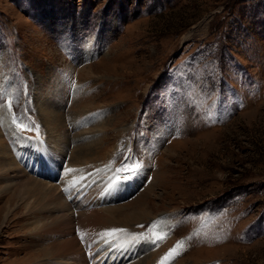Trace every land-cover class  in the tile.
<instances>
[{
	"label": "rangeland",
	"instance_id": "obj_1",
	"mask_svg": "<svg viewBox=\"0 0 264 264\" xmlns=\"http://www.w3.org/2000/svg\"><path fill=\"white\" fill-rule=\"evenodd\" d=\"M21 121L55 173L76 164L122 195L135 251L120 264H160L178 242L164 264H264V0H0V138L29 174L42 151ZM126 157L139 174L108 192ZM5 200L0 264H45Z\"/></svg>",
	"mask_w": 264,
	"mask_h": 264
},
{
	"label": "bare ground",
	"instance_id": "obj_2",
	"mask_svg": "<svg viewBox=\"0 0 264 264\" xmlns=\"http://www.w3.org/2000/svg\"><path fill=\"white\" fill-rule=\"evenodd\" d=\"M1 119L3 121V118ZM12 134L16 136L15 132ZM33 145H37L43 154L37 148H32V150L37 151V155L32 156L33 160L29 162V168H27L29 175L25 172L22 161L12 158L11 152L9 153L8 148L0 138V178L5 181L4 191L0 199L6 198L3 208L8 214L12 211L17 212L15 218H8L6 225L9 226L17 222L16 218L24 224L31 219L29 222L33 225L31 237H39V243L42 241L45 243L41 251L36 252V254L38 253L37 256H40L37 260L44 261L45 264H50L53 260L56 264H120L130 259L135 251L132 248L133 243L129 244L130 241L133 242L130 238L133 234L127 220H124L126 225L120 223L124 225L123 229L113 215L114 205L112 204L116 203L118 198L124 200L122 195L115 194L109 200L108 195L104 194V190V193H97L92 188L95 179L80 177L84 171L81 166L76 164L64 166L66 173L63 176L58 175V166L54 161L53 154L49 151L48 145L46 143L40 145L36 142ZM22 156L25 160L24 153ZM32 168L34 175L31 174ZM68 169L74 171L69 173ZM56 170L58 174L55 173ZM105 171L111 173L107 169ZM12 172L15 174L9 176ZM111 175L113 176L112 179L116 180L118 175L115 173H111ZM98 177L99 174L94 176V178ZM122 183H125L129 190L128 185L130 183L127 181ZM81 187L83 190H79ZM60 189L63 190V193ZM86 189H89L90 193L83 196ZM119 191L118 184L117 187L110 188L108 192ZM147 194L148 192L144 193L142 197H146ZM129 195L130 193L123 196ZM85 214V221L90 222L91 228L96 227L94 224H100L101 227L96 231H86L83 226L85 221L82 219ZM109 221L113 223H109ZM24 224H22L23 227H25ZM113 229L124 230L117 234H125V239L116 247L108 248L116 244V239L102 234ZM81 234L83 237L89 234L87 238H83L89 241L87 245L89 250L86 256L82 250L83 242L80 246ZM95 241H98L99 247L96 246L97 248L93 249ZM88 254H90V258ZM42 257L44 259H41Z\"/></svg>",
	"mask_w": 264,
	"mask_h": 264
},
{
	"label": "snow or ice",
	"instance_id": "obj_3",
	"mask_svg": "<svg viewBox=\"0 0 264 264\" xmlns=\"http://www.w3.org/2000/svg\"><path fill=\"white\" fill-rule=\"evenodd\" d=\"M11 106H12L11 105V102H9L8 108L11 109ZM13 123L14 124L17 123V120H16L15 117H13ZM18 127L21 130H32L33 127H35V125H34V122H33L32 125L26 126L21 121V122H19ZM35 130L37 132V136H36V141L35 142L38 143V144H40V145H43L44 142H43V140L39 136V129H38V127H35ZM25 139H32V138L31 137H26ZM126 160L131 161V163H124L121 168L117 169V172L118 173H125V174L123 175L122 179L119 176H117V178H116L117 179V184L112 185V187H117L120 182L129 180V179H131L134 176H136V175L139 174V172H140V170L142 168V165L139 162H137L135 160H132L131 157H126ZM67 171L69 173H71L74 170L68 169ZM161 223H162L161 221L154 222L150 226V228L153 229V230H155ZM121 231H124V230H122V229H113V230H110L109 232H107V233H105L103 235H106V236H114L118 232H121ZM153 236H154L153 242H155L157 240L158 241H163V240H165L167 238V235H160V234L155 233V231H153ZM81 239L83 240V234H81ZM182 246H183V243L182 242H178V244L176 246H174V248L171 249L169 251V253L166 254V256L164 258H162L160 264H164V262L167 261L169 259V257L173 256L177 252V249L180 248V247H182Z\"/></svg>",
	"mask_w": 264,
	"mask_h": 264
}]
</instances>
